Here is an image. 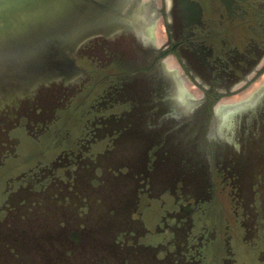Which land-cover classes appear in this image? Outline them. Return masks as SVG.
Segmentation results:
<instances>
[{
	"label": "flooded vegetation",
	"instance_id": "obj_1",
	"mask_svg": "<svg viewBox=\"0 0 264 264\" xmlns=\"http://www.w3.org/2000/svg\"><path fill=\"white\" fill-rule=\"evenodd\" d=\"M121 17L117 33L82 44L49 79L0 84V239L25 251L43 239L44 264H64V250L86 258L94 232L62 218L51 233L29 235L11 224L34 205L10 201L50 189L69 201L79 175L92 168L99 177V160L135 132L148 172L165 161L179 179L208 181L198 195L179 181L151 196L142 173L137 247L174 264H264L263 232L245 226L232 172L264 133V83L253 89L264 79V0H122ZM25 142L40 150L30 160Z\"/></svg>",
	"mask_w": 264,
	"mask_h": 264
},
{
	"label": "rangeland",
	"instance_id": "obj_2",
	"mask_svg": "<svg viewBox=\"0 0 264 264\" xmlns=\"http://www.w3.org/2000/svg\"><path fill=\"white\" fill-rule=\"evenodd\" d=\"M263 83L264 79H258L253 89ZM145 120L144 116L143 121ZM120 126L116 124L117 128ZM238 138L245 143L242 131L238 132ZM146 147L140 134L122 133L117 138L110 157H102L97 163L96 168L100 167L101 175L96 177L92 168L86 169L84 174L79 175L76 191L69 195V201H65L64 196L60 197L61 201L56 200L52 189L41 195H18L13 198L10 201L13 205L25 203L34 206L31 212H25L24 217L19 215L14 218L11 226L27 231L29 235L40 236L51 233L54 227L59 226L57 221L63 218L71 229L77 224H83L87 230L94 232L90 237L93 249L87 247L85 250L90 254L85 258L76 251L72 253V250H64L67 253L64 264H174L173 255L163 261H156L155 251L137 247L142 226L133 217L139 210L141 175L144 173L145 179L149 180L148 192L151 196L170 191L179 181L183 183L186 194L198 195L203 187L208 186V181L203 175L179 179L173 173L177 164L165 161L160 162L153 172H148L143 158ZM247 150L248 158L236 164L232 172L236 178L241 205L248 213L245 226L259 227L264 235V133L259 145ZM39 151L31 143H24L26 160L39 154ZM122 169L127 170L126 175L118 173ZM113 174H117V177ZM66 184L73 188L74 181L67 180ZM58 203L64 205L60 210L54 206ZM84 208L87 211H82ZM183 236L182 230L178 239ZM36 241L34 244L33 240L25 251L17 247L16 241L0 239V264H44L45 255L42 254L40 245L44 247L46 243L43 239ZM48 245L52 244L48 241ZM92 256L96 259L87 258Z\"/></svg>",
	"mask_w": 264,
	"mask_h": 264
},
{
	"label": "water",
	"instance_id": "obj_3",
	"mask_svg": "<svg viewBox=\"0 0 264 264\" xmlns=\"http://www.w3.org/2000/svg\"><path fill=\"white\" fill-rule=\"evenodd\" d=\"M122 0H0V84L49 79L97 36L117 33Z\"/></svg>",
	"mask_w": 264,
	"mask_h": 264
}]
</instances>
